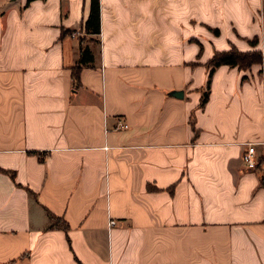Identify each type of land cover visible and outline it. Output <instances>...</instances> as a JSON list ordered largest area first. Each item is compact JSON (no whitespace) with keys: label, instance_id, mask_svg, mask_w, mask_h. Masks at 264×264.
<instances>
[{"label":"crops","instance_id":"0c3cea01","mask_svg":"<svg viewBox=\"0 0 264 264\" xmlns=\"http://www.w3.org/2000/svg\"><path fill=\"white\" fill-rule=\"evenodd\" d=\"M90 4L0 0V264H264V0Z\"/></svg>","mask_w":264,"mask_h":264},{"label":"trees","instance_id":"16d2710c","mask_svg":"<svg viewBox=\"0 0 264 264\" xmlns=\"http://www.w3.org/2000/svg\"><path fill=\"white\" fill-rule=\"evenodd\" d=\"M91 9L89 16L85 20V29L88 34H96L100 32L101 28V6L100 0H91ZM215 31L219 32L218 29L215 28ZM258 38L255 37L250 40L251 45H253L254 49L251 50H242L235 44L231 43L230 48L224 50H216L212 57L207 62V67L209 68V78L207 81L206 89L203 91V95L201 97L200 105L205 104V102L209 99L210 96V83H211V75L215 68L219 65L229 64L231 66H237L239 69H251V67L255 63L264 64V51L259 49L257 46ZM81 56L78 59L77 63L73 67L72 78L73 81H79L80 70L83 67L82 64L89 62L93 58V53L89 49V45H82L80 47ZM247 78V75L244 76ZM263 163V160L258 159V165ZM261 183L264 185V171L261 174ZM33 194V192H31ZM50 216V220L53 223H60L63 228L68 230V223L65 219L58 216L57 214L48 212ZM52 226V225H51Z\"/></svg>","mask_w":264,"mask_h":264},{"label":"built area","instance_id":"2783aa9c","mask_svg":"<svg viewBox=\"0 0 264 264\" xmlns=\"http://www.w3.org/2000/svg\"><path fill=\"white\" fill-rule=\"evenodd\" d=\"M78 33V30L73 32L72 35L75 36ZM121 126H129V123H120ZM243 160L250 168L258 167V158H257V148L255 143L249 142L247 149L243 153ZM116 222L115 219L110 220V225Z\"/></svg>","mask_w":264,"mask_h":264},{"label":"water","instance_id":"95a60500","mask_svg":"<svg viewBox=\"0 0 264 264\" xmlns=\"http://www.w3.org/2000/svg\"><path fill=\"white\" fill-rule=\"evenodd\" d=\"M172 92H173V94H175L177 96H182L184 94V92L182 90L181 91L174 90Z\"/></svg>","mask_w":264,"mask_h":264}]
</instances>
